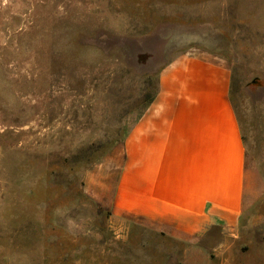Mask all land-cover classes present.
<instances>
[{
    "label": "rangeland",
    "instance_id": "rangeland-1",
    "mask_svg": "<svg viewBox=\"0 0 264 264\" xmlns=\"http://www.w3.org/2000/svg\"><path fill=\"white\" fill-rule=\"evenodd\" d=\"M231 73L239 227L193 240L117 217L128 131L161 67ZM0 264H264V0H0Z\"/></svg>",
    "mask_w": 264,
    "mask_h": 264
},
{
    "label": "crops",
    "instance_id": "crops-1",
    "mask_svg": "<svg viewBox=\"0 0 264 264\" xmlns=\"http://www.w3.org/2000/svg\"><path fill=\"white\" fill-rule=\"evenodd\" d=\"M231 73L209 56L159 69L157 92L128 131L112 212L144 230L193 240L238 229L246 209V146Z\"/></svg>",
    "mask_w": 264,
    "mask_h": 264
},
{
    "label": "trees",
    "instance_id": "trees-1",
    "mask_svg": "<svg viewBox=\"0 0 264 264\" xmlns=\"http://www.w3.org/2000/svg\"><path fill=\"white\" fill-rule=\"evenodd\" d=\"M151 103V102H150Z\"/></svg>",
    "mask_w": 264,
    "mask_h": 264
}]
</instances>
